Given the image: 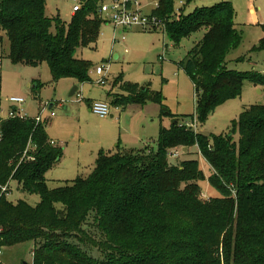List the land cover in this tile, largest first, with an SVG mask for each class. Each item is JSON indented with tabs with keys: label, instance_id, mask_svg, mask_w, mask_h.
I'll return each mask as SVG.
<instances>
[{
	"label": "trees",
	"instance_id": "1",
	"mask_svg": "<svg viewBox=\"0 0 264 264\" xmlns=\"http://www.w3.org/2000/svg\"><path fill=\"white\" fill-rule=\"evenodd\" d=\"M175 1L158 0L153 14L165 21V34L174 43L203 30L178 63L193 85L194 113L173 114L159 92L121 82L122 94L113 95L114 105L155 102L160 119L178 120L169 127L160 125L155 149L99 151L86 177L55 188L48 187L45 175L63 149L49 143L45 123L4 120L0 253L31 242V264H264V105H251L232 121L237 142L234 132L208 136L181 124L194 117L202 124L219 105L240 95L244 80L264 84V74L228 67L246 59L228 60L242 40L229 1L184 13L193 0H181L177 19ZM99 2L85 0L65 24L45 14V0H0V53L5 43L12 62L35 67L45 62L53 81H90L89 63L74 53L98 39L105 23L96 14ZM261 28L258 45L248 53L264 49ZM29 142L35 146L28 152L32 158L20 160ZM191 147L206 160L208 175L197 160L170 162L171 151L187 148L181 154L189 155ZM11 180L20 191L38 195V203L8 200L1 186L9 187ZM202 181L219 194L202 199Z\"/></svg>",
	"mask_w": 264,
	"mask_h": 264
},
{
	"label": "rangeland",
	"instance_id": "2",
	"mask_svg": "<svg viewBox=\"0 0 264 264\" xmlns=\"http://www.w3.org/2000/svg\"><path fill=\"white\" fill-rule=\"evenodd\" d=\"M220 1L231 3L236 28L242 34L241 43L230 53L228 60L241 55L246 56L244 61L229 62L228 67L243 72L257 71L264 74V49L248 53L250 48L258 45L263 35L261 26L264 25V0H193L185 6L184 13H190L201 6H212ZM76 3L77 0H45V14L48 17H59L67 24L71 20V8ZM174 5L178 6V0ZM249 8L256 9L255 13L250 14ZM257 20L258 23H255ZM123 34L124 42L113 40V26L103 23L95 43L76 49L74 56L87 61L90 67V81L78 85V92L83 97L80 102L76 101L74 96H69L71 89L69 83L72 79L63 77L53 81L45 62L37 67L12 62L4 52L6 44L3 43L4 54L0 53L1 114L7 113L10 97H21L26 100L22 107L29 118L38 114L40 102L53 104L42 116L45 119L50 112L54 113V116L45 122L44 129L49 138L59 143L61 141L63 155L61 161L59 160L45 175L49 188L61 186L64 181L77 176L86 177L94 168L99 151L112 154L125 147L155 149L158 127L161 123L163 126L170 125L173 118L160 119L159 105L150 101L143 105L119 104V116L114 113V107L110 108L112 117L100 118L89 112L85 99L105 98L111 89L110 82L113 78L120 76L123 82L159 92L164 98V104L178 116L194 113L193 85L178 63L194 43L201 39L203 30L181 39L178 43L172 42L159 30L123 29ZM101 65L107 69V82L103 86L97 83L99 76L95 74V68ZM251 105H264V84L246 79L243 81L240 95L219 105L202 124L196 120L195 130L208 136L228 135L234 132L232 139L237 142L239 134L233 130L232 121ZM184 122L185 126L189 127L191 121L183 120L181 124ZM190 153L181 155L179 159L197 160L204 174L208 175L209 165L203 160L197 148L191 147ZM22 156L23 152L20 160ZM169 160L173 164L177 162L176 158ZM201 186L202 199L219 194L207 181H202ZM7 193L8 200L13 203L24 200L30 205H35L39 201L38 195L20 191L15 180L9 182ZM32 248L31 242L2 248L0 260L7 264H31ZM91 255L95 256L97 252L91 250Z\"/></svg>",
	"mask_w": 264,
	"mask_h": 264
},
{
	"label": "built area",
	"instance_id": "3",
	"mask_svg": "<svg viewBox=\"0 0 264 264\" xmlns=\"http://www.w3.org/2000/svg\"><path fill=\"white\" fill-rule=\"evenodd\" d=\"M85 0H77V3L72 6V13L77 10H80L81 6ZM183 2L181 0L178 1V6H175L174 9V18H179L181 14L180 7L182 6ZM158 8V0H152L147 2L146 0H108L107 2L104 0H100L96 14L97 17L105 22L109 23L113 26L114 34L116 35L117 32L120 33V40L124 41V36L121 34L122 29H137L140 31H154L159 30L165 33V21L158 18L153 14V11ZM115 40V37H113ZM107 69L101 65L95 68V74L99 76L97 83L99 85H105L107 82ZM75 100L80 102L83 100L81 93L75 92L74 95ZM10 107L5 115H2L0 112V124L9 118H19V119H27L25 115L23 105L25 104L26 100L21 97H10L8 100ZM111 106L107 102L94 100L90 103V109L92 113L99 116L100 118H105L111 115ZM38 114L33 117L32 119L35 120V123H42L47 122L51 117L54 116L53 112H50L49 116L43 119V114L50 109L49 102H40L38 105ZM196 118L191 121L188 126L190 128H196ZM1 135V134H0ZM49 143L53 146L57 145V142L54 140H49ZM35 150V146L32 145L30 142L26 146L25 150L23 151L22 158L30 159L29 151L32 152ZM198 151V150H197ZM182 151L181 149L173 150L170 152V158H177L178 154ZM200 154V152H199ZM201 155V154H200ZM202 156V155H201ZM203 157V156H202ZM203 160H205L203 158ZM206 162V160H205ZM9 187L8 184L1 186V192L8 191ZM8 194V193H7Z\"/></svg>",
	"mask_w": 264,
	"mask_h": 264
},
{
	"label": "crops",
	"instance_id": "4",
	"mask_svg": "<svg viewBox=\"0 0 264 264\" xmlns=\"http://www.w3.org/2000/svg\"><path fill=\"white\" fill-rule=\"evenodd\" d=\"M255 10L256 9H254V8H249V13L250 14H254L255 13ZM71 14H73L72 12H71ZM234 23H235V21H234ZM255 23H258V20L257 21H255ZM261 24H263V23H261ZM235 26H236V24H235ZM131 30V29H130ZM135 30H137V29H135ZM121 34L124 36V34H123V29L121 30ZM113 37H115V40H119V41H121L120 40V33L119 32H117V34L115 35L114 34V30H113ZM124 38H125V36H124ZM124 41H125V39H124ZM124 41H121V42H124ZM251 49V48H250ZM249 49V50H250ZM248 50V51H249ZM125 52H127V50L125 49ZM251 52H249V54H250ZM115 58L117 57L116 55L114 56ZM70 79H72V78H70ZM121 82H123V80H122V77H115V78H113L112 80H111V82H110V85H111V89L107 92V94H106V96H105V98H90V99H85V101H86V103H87V107H88V110H89V112H92L91 111V109H90V103L92 102V101H94V100H100V101H104V102H107L108 104H110V106L111 107H114V113H117L118 114V116L120 115V110H119V107L117 106V105H114L113 104V102H112V99H113V95L114 94H122L121 93V91H120V89H119V84H121ZM84 83V82H83ZM80 83H78L76 80H74V79H72V81L69 83V87L72 89L73 88V86H77L78 87V85H79ZM192 84V83H191ZM35 87H36V85H34ZM71 89H70V91H69V94H70V92H71ZM143 90L145 89V88H142ZM76 92H78V89L76 90ZM84 94V93H83ZM143 105V104H142ZM52 106H53V104L52 103H50V108H52ZM174 114V113H173ZM113 115L111 114L110 115V117H112ZM169 119V118H168ZM150 120H152V119H150ZM161 125H162V123H161ZM163 126V125H162ZM160 127V126H159ZM159 127H158V131H159ZM164 127H169V126H164ZM157 136H158V132H157ZM50 140H54V141H56L55 139H52V138H49ZM57 142V141H56ZM100 144L102 143V141H98ZM57 144L59 145V146H61V141H60V143H59V141L57 142ZM146 144V143H145ZM144 144V145H145ZM117 146V145H116ZM127 148H131V147H125V148H123V149H127ZM139 148H141V147H139ZM151 148H153V147H151ZM62 149H63V147H62ZM136 149H138V148H136ZM181 151L183 152V153H186L187 152V148H181ZM63 155V154H62ZM181 155H183V154H178V157H177V159L179 160V157L181 156ZM96 159V158H95ZM61 161V160H60ZM47 180V179H46ZM72 180V179H71Z\"/></svg>",
	"mask_w": 264,
	"mask_h": 264
},
{
	"label": "water",
	"instance_id": "5",
	"mask_svg": "<svg viewBox=\"0 0 264 264\" xmlns=\"http://www.w3.org/2000/svg\"><path fill=\"white\" fill-rule=\"evenodd\" d=\"M77 89H78V87H77L76 85L73 86V88L71 89V92H70L69 96H70V97L73 96ZM176 120H177V118H173V119H171V122H170V123H174ZM184 149H185V148H184ZM24 264H25V263H24Z\"/></svg>",
	"mask_w": 264,
	"mask_h": 264
}]
</instances>
